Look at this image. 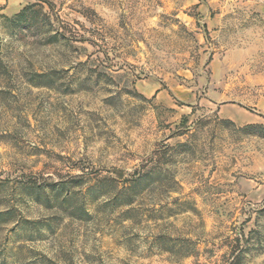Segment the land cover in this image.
I'll return each instance as SVG.
<instances>
[{
    "label": "rangeland",
    "instance_id": "rangeland-1",
    "mask_svg": "<svg viewBox=\"0 0 264 264\" xmlns=\"http://www.w3.org/2000/svg\"><path fill=\"white\" fill-rule=\"evenodd\" d=\"M0 264H264V0H0Z\"/></svg>",
    "mask_w": 264,
    "mask_h": 264
},
{
    "label": "trees",
    "instance_id": "trees-1",
    "mask_svg": "<svg viewBox=\"0 0 264 264\" xmlns=\"http://www.w3.org/2000/svg\"><path fill=\"white\" fill-rule=\"evenodd\" d=\"M40 15L36 14V11L32 8V7H29V8H25L22 15L18 18H16L15 20H13V22L15 24H20L21 23H26L25 25L29 26V27H32L33 25L34 26H37L38 25V19L40 18L39 17ZM45 17L48 19V16L45 14ZM50 19V18H49Z\"/></svg>",
    "mask_w": 264,
    "mask_h": 264
},
{
    "label": "crops",
    "instance_id": "crops-1",
    "mask_svg": "<svg viewBox=\"0 0 264 264\" xmlns=\"http://www.w3.org/2000/svg\"><path fill=\"white\" fill-rule=\"evenodd\" d=\"M251 120L249 122H256L257 120L254 118H250Z\"/></svg>",
    "mask_w": 264,
    "mask_h": 264
}]
</instances>
